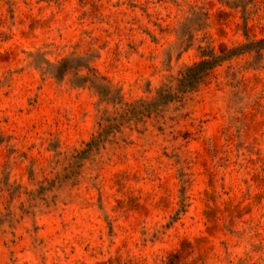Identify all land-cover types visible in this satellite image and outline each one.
I'll use <instances>...</instances> for the list:
<instances>
[{
	"label": "rangeland",
	"instance_id": "obj_1",
	"mask_svg": "<svg viewBox=\"0 0 264 264\" xmlns=\"http://www.w3.org/2000/svg\"><path fill=\"white\" fill-rule=\"evenodd\" d=\"M261 38L264 0H0V264H264V50L159 98Z\"/></svg>",
	"mask_w": 264,
	"mask_h": 264
},
{
	"label": "trees",
	"instance_id": "obj_2",
	"mask_svg": "<svg viewBox=\"0 0 264 264\" xmlns=\"http://www.w3.org/2000/svg\"><path fill=\"white\" fill-rule=\"evenodd\" d=\"M264 38L243 43L240 46L229 48L225 53L218 54L213 49L204 50L202 59L195 62L177 79L176 85L166 84L159 91L160 101H172L181 97L183 93L194 90L201 84L206 76L223 61L233 56L249 51H255L257 58L262 56ZM121 101V100H120ZM118 100V103L120 102Z\"/></svg>",
	"mask_w": 264,
	"mask_h": 264
}]
</instances>
